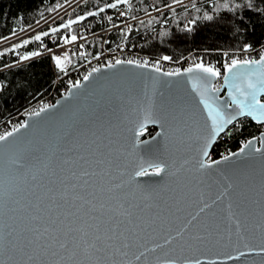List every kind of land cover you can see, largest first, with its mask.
I'll list each match as a JSON object with an SVG mask.
<instances>
[{
  "label": "snow or ice",
  "instance_id": "1",
  "mask_svg": "<svg viewBox=\"0 0 264 264\" xmlns=\"http://www.w3.org/2000/svg\"><path fill=\"white\" fill-rule=\"evenodd\" d=\"M181 0H173V4ZM129 0H114L87 16H97L107 9H117ZM171 8V5H166ZM195 7V5H194ZM220 8L232 14L226 17L233 34L247 37L255 31L256 25L264 26V0H224ZM120 15H124L123 12ZM87 16L69 20L51 32L68 29L72 24L83 21ZM207 21L212 15L204 14ZM112 16L108 17L112 21ZM189 20L185 30L192 32ZM131 28L128 29L131 32ZM48 32L38 34L40 41ZM78 39L77 35L62 37L63 44ZM29 41H24L28 43ZM83 47V45H81ZM252 42H246L243 50L254 49ZM264 48V42L259 45ZM31 57L40 56L32 52ZM83 55V54H82ZM21 59L28 60L25 55ZM55 66L65 70L70 60L67 54L52 55ZM170 57L165 55L163 60ZM135 65L147 68L148 61L116 59L109 61L108 68L118 65ZM226 75L224 83L232 91L231 103L221 107L211 94L220 88L211 83L212 78L221 76L220 69L195 63L185 73H196L193 89L200 96V103L206 112V121L201 125L194 112L181 99H170L154 111L155 100L145 94V101L137 100V108L153 123L159 124L162 144L152 145L146 151L158 162L151 165L152 175L170 178V182L155 187L130 186L123 177L124 164L117 147L119 125L112 122L89 120L70 110L61 117L62 127L51 132L37 133L32 138L8 142L21 128L0 135V255L7 254V264H181L180 256L186 251L198 249L214 238H222L219 218L209 211L217 201L228 199L227 210L229 231L235 227L239 234L252 212L246 206L250 193L256 191V179L245 167L233 162L226 170H220L221 163L227 164L233 156L245 155L246 159L259 154V205L257 226L264 232V133L258 138L248 139L239 153L225 155L222 160L205 159L210 141L221 134L231 132L238 117H251L264 124V102L257 97L264 93V54L259 59H237L223 65ZM160 73L159 64L153 65ZM99 67L83 77L89 81ZM165 76H179V69L163 73ZM79 81L71 84L81 89ZM76 95L69 93V96ZM67 99V97H66ZM229 112L226 109H232ZM47 108V106H45ZM45 109H41L44 111ZM39 116L40 112L33 113ZM142 127V126H141ZM243 125H241V128ZM142 142L135 139L133 148ZM147 144L148 142H143ZM200 144L201 146L194 147ZM247 150V152H246ZM163 157L171 159L167 163ZM215 166V175L209 171ZM137 177L149 175L141 167L134 173ZM216 187L215 199H205V189ZM198 207L195 213L187 209ZM239 211H233V208ZM201 214H204L203 216ZM243 217V219L241 218ZM180 222L173 229L171 225ZM174 232V234H173ZM160 237L163 243L156 242ZM152 241L149 248L147 243ZM160 250L162 255L149 257ZM264 251V249H262ZM132 259H129V257ZM0 264H6L0 260ZM182 264H202L198 259H184Z\"/></svg>",
  "mask_w": 264,
  "mask_h": 264
},
{
  "label": "water",
  "instance_id": "2",
  "mask_svg": "<svg viewBox=\"0 0 264 264\" xmlns=\"http://www.w3.org/2000/svg\"><path fill=\"white\" fill-rule=\"evenodd\" d=\"M100 69L101 71L94 73L89 81L82 80L80 82L84 85L83 88L73 89L70 87L53 105L44 108V111H40L39 116L30 115L26 117L24 124L26 123L28 127L21 128L19 132L14 133L12 137L8 138V142L32 138L37 133L51 132L54 129H59L63 123L61 117H66L70 110L77 111L80 117L89 120H97L99 118V121L105 124L112 122L119 125L118 135L114 136V139L119 140L117 147L120 148L122 153L121 162L125 166L123 168L125 172L123 178L130 181L131 187L140 185L147 189L155 187L158 184L162 185L166 181L170 182V178L166 176L162 178L161 176L151 174V165L158 161L146 151V148L152 145L163 143V137L157 135V133L161 132L160 125L153 123L144 112L134 111L133 109L137 108V100L145 101V94L155 100L154 111H159L160 105L167 100L181 99L196 112L201 125H204L207 119L206 112L200 103V96L193 89V80L190 79V77H195L197 74H187L185 71H181V75L169 77L163 75L165 72L160 71V73H157L149 66L142 68L126 64L118 65L115 68H108L106 66ZM225 75L224 71L222 85L219 87L220 91L211 94L216 103L221 107L231 103L229 93L232 89L224 83ZM217 79L212 78L211 83L216 85ZM70 92L76 95L69 96ZM257 98L261 102H264V93H261ZM234 109L235 106L232 109L226 110L232 112ZM242 119H250L256 125H263L248 116L238 117L236 122ZM229 127L231 128L232 126ZM150 128H154L156 132L151 137H148L147 132ZM261 134L255 137L257 138L255 147L260 146L258 138ZM222 135L210 141L207 148L209 156L205 157V159H211V152ZM135 139H138L142 143L133 148ZM145 141L148 143L144 144L143 142ZM197 146L201 145L198 144L194 147ZM241 148L233 153H239ZM162 159L169 164L171 163V159L168 157H163ZM222 159L223 157L216 160ZM233 162L238 166L245 167L247 172L256 179V191L250 193V200L246 205L252 212V215L249 216L248 221L241 228L239 234L236 233L234 226H231L229 231L230 225L227 219V204L229 201L227 198L217 201V204L213 205L209 211V216L214 214L219 218L222 238H214L212 242L201 245L198 249L186 251L179 257L181 264L184 259H198L202 264H264V251H262L264 249V232L257 226L260 209L257 203L252 202L259 200L257 194L260 174L259 154H256L253 159H246L243 154L233 156L227 164L221 163L219 169L226 170ZM141 167L146 168L149 175L143 177L135 176L134 173L139 171ZM209 171L215 175V166ZM216 191L214 185L205 189V199L209 203L212 199H215ZM187 211L195 213L198 211V207L193 205ZM233 211L239 210L234 207ZM201 215L203 216L204 214ZM241 218L243 219V217ZM179 223L176 222L171 227L175 229L179 226ZM156 242L163 243V240L157 237ZM147 246L151 248L153 246L152 241H149ZM157 255H162L160 250L152 254L149 260H154ZM129 259H132V257L130 256ZM0 260H4L7 264L8 255H0ZM134 264H144L143 258H141L140 262H134Z\"/></svg>",
  "mask_w": 264,
  "mask_h": 264
},
{
  "label": "trees",
  "instance_id": "3",
  "mask_svg": "<svg viewBox=\"0 0 264 264\" xmlns=\"http://www.w3.org/2000/svg\"><path fill=\"white\" fill-rule=\"evenodd\" d=\"M70 0H0V41L14 35L41 21L54 10ZM182 1V0H181ZM114 0H86L76 9L68 12L57 21L55 27L64 24L65 21L77 20L80 16H87L89 11H97ZM241 2V0H235ZM224 0H191L187 4L178 5L175 8L161 13H150L162 10L166 5L173 4V0H130L128 4L121 5L130 17L144 16L138 26V31L131 33L137 44L141 45V51L152 56H169L171 59H180L192 52L203 57L206 64L220 63L224 54L243 50L246 42H252L254 49L259 48L264 42V26L257 24L255 31L247 37L233 34L231 26L226 19L232 15L227 10L220 8ZM195 5V7H194ZM119 7V6H118ZM129 11V12H128ZM212 15L214 19L207 21L204 14ZM112 16V21L108 17ZM146 16V17H145ZM118 14L115 9H107L97 16H87L81 22L73 24L68 29H61L59 37L72 33L77 34L79 26L84 28L83 35L96 33L111 27L112 22H118ZM195 19L197 23L190 25L192 32L185 30L189 20ZM90 28V32L87 30ZM127 30L110 32L108 39L111 44L124 41ZM104 42L103 36L94 37L83 43V49L89 55L101 50ZM39 43L32 42L24 49V52H36ZM76 48V53L78 52ZM17 58L11 54L0 55V124L17 118L29 106L46 97L56 85L58 72L55 70L50 58L43 56L21 65H15ZM60 73V72H59ZM249 126L241 131L234 130L229 138L230 147L235 151L238 147L239 136L249 138L256 137L254 125L250 119ZM241 120V121H243ZM156 130L150 128L147 136L151 137ZM212 160L219 159L220 144H216L211 152Z\"/></svg>",
  "mask_w": 264,
  "mask_h": 264
},
{
  "label": "built area",
  "instance_id": "4",
  "mask_svg": "<svg viewBox=\"0 0 264 264\" xmlns=\"http://www.w3.org/2000/svg\"><path fill=\"white\" fill-rule=\"evenodd\" d=\"M85 1L86 0H70L69 2H66L65 4L54 10L51 14H49L41 21L14 34L15 36L26 38V41H29L28 43L26 44L24 43V45L19 46L20 51L14 54V56L17 58V62L15 65H21L29 61H32L34 59L43 56H48L55 70L58 72V75L56 78V85L49 95L33 103L17 118L5 121L0 124V135H4L5 133L12 131L14 127L19 128L20 125L24 124L26 117L33 115V113L35 112H40L41 109L45 108V106L48 107L53 105L58 98L63 96L68 91V89L71 87V84L77 81L81 82L83 80V77L87 75L89 72H91L93 68L106 67L109 61H112L114 63L116 59H121V60L131 59V60H139L141 62L147 60L149 67L153 68V65L158 63L161 71L163 72H172V71H176L177 69H179L181 72L193 66L195 63H200V62H203L205 65H208L203 60V57L196 52H192L180 59L170 58L167 61L163 60V56H152L142 52L141 45L135 42V40L131 36V33L134 30L138 31L139 23L142 19H144V16L141 17L136 16L129 18V16L127 15L128 14L127 11H125L123 8L116 9L118 14V22H112L111 27L106 30L96 33H89V35H80L75 42H72L70 44H63L62 37L64 36L59 37L57 33H52L50 31L47 37L42 38L39 41V49L36 52H40L41 53L40 56L31 57L30 54L32 52H28V53L24 52V48L30 45L32 37L38 35L43 31L48 30V28L49 29L55 28L54 25L59 19H61L68 12L79 7ZM190 1L191 0H182L177 5L171 6V8L168 7L162 10H155L154 12L150 13L149 16L153 14L161 13L163 11L171 10L178 5L187 4ZM121 12H123L124 15H120ZM126 28H127V33L125 40L115 44H111L110 40L108 39L110 32L123 30ZM129 28L132 29L131 32L128 31ZM87 30L90 32V28H87ZM79 32L80 33L82 32L84 34L85 32L84 28L79 26ZM98 36H103L104 42L101 46V50L93 54L92 57L84 58L81 62H77L73 66L71 65L70 62L71 59H70L68 62L65 63L64 71H61L55 66V62L52 59L53 54H57L61 56L67 54L70 58L71 54L75 51L77 47H80L86 40ZM262 54H264V48H260V47L257 49H250L248 51L242 50L234 53L224 54L222 61L220 63L209 64L211 66L220 69L221 71V76L217 79L216 86L220 87L222 85V77L224 75L223 65L225 63L230 62L231 59L233 58L259 59V55ZM25 55L30 56V59L28 60L21 59ZM241 125H243L242 128ZM253 125H254L253 130L257 133L256 137L259 136L260 133L264 132V124L256 125L253 123ZM245 126H249L247 120H243V121L240 120L235 123L234 127L233 126L231 127L232 130L228 135L223 134L218 139L217 144H220V156H221L220 158L224 157L225 155H230L234 152L230 147L229 138L234 133V130L241 131ZM238 139H239V143L236 150L244 146L246 141L251 138L246 136L244 137L239 136Z\"/></svg>",
  "mask_w": 264,
  "mask_h": 264
},
{
  "label": "rangeland",
  "instance_id": "5",
  "mask_svg": "<svg viewBox=\"0 0 264 264\" xmlns=\"http://www.w3.org/2000/svg\"><path fill=\"white\" fill-rule=\"evenodd\" d=\"M130 1V0H129ZM118 8H122V7H118ZM116 10V9H115ZM129 12V11H128ZM70 13V12H69ZM128 16H129V13L127 14ZM151 16V15H150ZM118 18V17H117ZM129 18H131L130 16H129ZM68 21H65V23H67ZM79 22H81V21H79ZM57 23V22H56ZM55 23V24H56ZM73 25V24H72ZM71 25V26H72ZM55 26V25H54ZM70 26V27H71ZM55 28H57V27H55ZM61 29H63V28H61ZM60 29V30H61ZM126 30H127V28H126ZM51 31V29H49L48 28V30H46V31H43V32H41V33H39V34H42V33H44V32H50ZM57 34H58V32H56ZM71 35H77V37H79L80 35H83V33L81 32H79V30H78V33L77 34H75V33H72ZM70 35V36H71ZM48 36V35H47ZM47 36H42V38H45V37H47ZM64 36H66V35H64ZM70 36H68L69 38H70ZM24 41H26V38H21L20 36H15V35H12V36H10V37H8V38H6V39H4V40H2V41H0V55H1V53H7L8 55L9 54H11V55H13L14 56V54H16L18 51H20V49H19V46H21V45H24ZM37 42V43H39V41H37V40H35V36L34 37H32V39H31V43L32 42ZM77 48H79V49H77V53H76V49H75V51L71 54V56H70V62H71V65L73 66L74 64H75V62L77 63V62H81L84 58H90V57H92L93 55H89L87 52H85V50L80 46V47H77ZM25 49V48H24ZM39 49V48H38ZM37 49V50H38ZM82 54H83V56H82ZM95 54V53H94ZM74 56V57H73ZM81 56V57H80ZM81 59V60H80ZM76 60V61H75Z\"/></svg>",
  "mask_w": 264,
  "mask_h": 264
},
{
  "label": "bare ground",
  "instance_id": "6",
  "mask_svg": "<svg viewBox=\"0 0 264 264\" xmlns=\"http://www.w3.org/2000/svg\"><path fill=\"white\" fill-rule=\"evenodd\" d=\"M83 45V44H82ZM83 56V55H82ZM74 57V56H73ZM81 57V56H80ZM81 60V59H80ZM76 61V60H75ZM76 63V62H75Z\"/></svg>",
  "mask_w": 264,
  "mask_h": 264
}]
</instances>
